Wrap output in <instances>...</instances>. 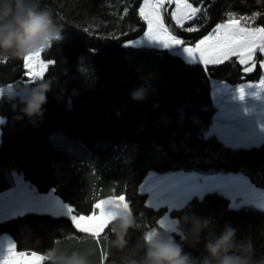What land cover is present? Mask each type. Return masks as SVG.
Masks as SVG:
<instances>
[{"label":"trees","instance_id":"obj_1","mask_svg":"<svg viewBox=\"0 0 264 264\" xmlns=\"http://www.w3.org/2000/svg\"><path fill=\"white\" fill-rule=\"evenodd\" d=\"M30 2L52 13L63 39L41 55L52 62L44 75L51 87L42 117L24 115L19 97L0 98L5 118L0 126V193L13 187L16 172L38 193L52 190L84 216L97 211L100 199L124 195L135 222L123 249L111 244L116 238L111 228H118L119 218L110 221L98 242L80 233L65 215L37 212L1 221L0 235L9 234L19 251L47 257L43 264H67L74 253L87 264H143L144 234L156 230L162 238L173 237L191 264H203L211 260L206 244L231 227L237 245L250 243L252 264H264L262 207H234L225 195L206 192L172 209L178 232H167L156 228L166 208L147 206L146 193L139 191L150 171L241 173L264 191V141L231 147L206 135L215 113L211 81L256 80L260 67L244 80L243 66L234 57L205 66L165 48L125 45L146 29L139 15L142 0ZM189 2L201 12L185 28L198 31L165 19L186 44H194L230 14L253 17L241 23L264 27V0ZM25 72L22 59L0 60V87H24ZM139 88L145 89V98L133 100L131 93ZM194 221L207 222L198 234Z\"/></svg>","mask_w":264,"mask_h":264},{"label":"rangeland","instance_id":"obj_2","mask_svg":"<svg viewBox=\"0 0 264 264\" xmlns=\"http://www.w3.org/2000/svg\"><path fill=\"white\" fill-rule=\"evenodd\" d=\"M142 4L143 0L140 6ZM173 10H175V5L167 6V11ZM163 14L164 23L168 26L165 19L170 16L167 15L166 12ZM226 21L227 19L221 23ZM187 22L189 21H186L185 23ZM216 25L204 36L211 33ZM243 25L244 24L242 23V26ZM146 31L147 23L144 32ZM144 32L137 38L127 41L125 45L164 48L159 42L148 41L146 38H143ZM203 37H201V39H203ZM201 39L194 44L185 43V46H194ZM138 40H141L138 44L130 43L131 41ZM165 49L172 54L180 56L186 62L200 63L198 60L192 61L187 57L179 46ZM255 59L257 69V67H260V61L264 60V54L257 53ZM235 60L238 61L237 58H235ZM242 66L244 67V65ZM25 70L27 77L28 70L26 68ZM33 70L38 71L39 69L34 68ZM262 78H264V68L260 67V76L256 80L242 81L237 84H230L229 82L215 79L211 81L212 100L215 106V113L212 117L211 126L206 133L207 136L215 135L218 139L223 141L224 144L231 147H251L264 141V91H261L259 88L256 89L255 87H246L244 99H240L237 92V87L242 84H258L259 80ZM8 86L9 85L0 87V95H7ZM24 87L31 86L30 84H24ZM255 92H259L258 97L252 95V93ZM0 118H3L2 121H0V125H2L5 118L1 116ZM14 175L15 180H13V187L0 193V222L27 212L65 215L62 213L57 214L55 199L59 198L54 195L52 190L47 193H38L35 187L23 179L22 175L16 172ZM142 188L144 190H142ZM139 191L146 193L147 198L145 204L147 206L153 209H158L160 207L166 208L163 215L158 218V221H171L170 227L161 226V228L167 232H178V220L172 218L170 215L172 209L179 208L191 198L202 197L206 192L210 191H217L225 195L229 198L230 202L234 204V207L251 204L262 207L264 210V191L254 186V184L241 173L227 172L201 174L196 171H150L139 186ZM109 199L112 201L109 205H112L113 208L129 210L128 204L124 201L123 197ZM59 201L62 204H65L60 199ZM107 211L110 213V221L119 218L116 211H109L108 208ZM150 232H156L158 236L160 235L156 230ZM9 241L8 234L0 236V262H2L7 255L8 245L14 244L9 243ZM14 245L16 246V244ZM16 251H19L17 247Z\"/></svg>","mask_w":264,"mask_h":264},{"label":"snow or ice","instance_id":"obj_3","mask_svg":"<svg viewBox=\"0 0 264 264\" xmlns=\"http://www.w3.org/2000/svg\"><path fill=\"white\" fill-rule=\"evenodd\" d=\"M171 5H175V10L167 11V6ZM164 12L175 21L176 27L191 32L199 29L195 27L185 28V22L193 20L201 12V9L193 7L189 0H143V4L139 8L140 17L147 23V31L144 32L143 38L148 41L159 42L164 48L179 46L192 61L198 60L207 66L220 64L235 57L241 65L245 66L243 71L249 73L253 71V68L248 65L256 63L257 53L264 54V27L242 26L241 23L242 20H250L253 17L235 19L230 14L226 22L217 24L211 33L204 36L194 46H185V42L173 34V31L165 25ZM140 42L141 40L130 43L138 44ZM44 52V50H38L23 58L24 67L28 70V75L24 81L25 85L44 79L45 71L52 63L41 59ZM6 59L0 60L6 61ZM260 67L264 68V60L260 61ZM34 68L39 70L34 71ZM246 87H255L264 91V78L260 79L258 84H242L237 87L240 99H244ZM252 95L258 97L259 92L252 93ZM142 190L144 189L142 188ZM120 196H123L126 202V197ZM111 203L109 198L100 199L95 204V209L98 212L94 211L91 215L84 216L77 213L70 204H62L59 199H55L57 214L67 215L80 233L97 240V242L102 238L105 230L110 228V213L107 208ZM128 206L130 208V205ZM162 225L170 227L171 221H158L156 228L159 229ZM103 238L106 239V237ZM46 259L47 257L35 252L16 251V246L9 244L7 255L0 264H43Z\"/></svg>","mask_w":264,"mask_h":264},{"label":"clouds","instance_id":"obj_4","mask_svg":"<svg viewBox=\"0 0 264 264\" xmlns=\"http://www.w3.org/2000/svg\"><path fill=\"white\" fill-rule=\"evenodd\" d=\"M62 26L57 24L52 13L47 9L33 6L30 0H0V59H22L38 50L46 51L53 42L63 39ZM34 87L8 86L7 95L10 99L19 97V102L24 105L21 109L29 117H42V106L47 103V92L50 83L44 79L34 82ZM4 95H0L3 97ZM133 100H143L145 89L139 88L131 93ZM19 118V117H18ZM3 118H0L2 121ZM109 211H116L119 217L118 228H111L115 240L111 244L123 249L127 241L125 236L128 229L134 225V216L129 210L115 209L108 205ZM206 221H194V234L206 225ZM235 229L226 227L223 233L214 241L206 244V249L211 260L205 259L203 264H252L251 245H237L234 240ZM144 260L143 264H191L190 256L183 252L181 245L168 236L162 238L156 232L144 234ZM240 251L236 255L233 250ZM232 254H229V253ZM67 264H87L86 260L73 254Z\"/></svg>","mask_w":264,"mask_h":264},{"label":"water","instance_id":"obj_5","mask_svg":"<svg viewBox=\"0 0 264 264\" xmlns=\"http://www.w3.org/2000/svg\"><path fill=\"white\" fill-rule=\"evenodd\" d=\"M249 67H252L253 68V71L252 72H249V73H245L244 71H243V69H244V67L242 68V73L244 74V76H243V79L245 80V78L247 77V76H250V75H254L255 74V71H256V64H250V65H248Z\"/></svg>","mask_w":264,"mask_h":264},{"label":"crops","instance_id":"obj_6","mask_svg":"<svg viewBox=\"0 0 264 264\" xmlns=\"http://www.w3.org/2000/svg\"><path fill=\"white\" fill-rule=\"evenodd\" d=\"M258 145V144H257ZM253 146H256V145H253ZM255 186V185H254ZM8 190V189H7ZM7 190H5V191H7ZM262 190V189H261ZM5 191H3V192H5ZM263 191V190H262ZM3 192H1V193H3ZM9 243H12L11 241H9Z\"/></svg>","mask_w":264,"mask_h":264},{"label":"bare ground","instance_id":"obj_7","mask_svg":"<svg viewBox=\"0 0 264 264\" xmlns=\"http://www.w3.org/2000/svg\"><path fill=\"white\" fill-rule=\"evenodd\" d=\"M238 18V17H237ZM224 21V20H223ZM256 64V63H255ZM251 76V75H250ZM211 85H212V83H211ZM116 196V195H115ZM36 213V212H35ZM39 213V212H38Z\"/></svg>","mask_w":264,"mask_h":264}]
</instances>
